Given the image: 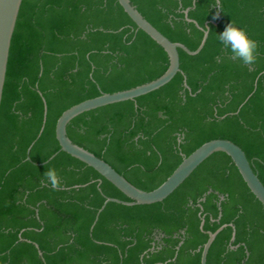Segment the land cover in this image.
Segmentation results:
<instances>
[{
    "label": "trees",
    "instance_id": "16d2710c",
    "mask_svg": "<svg viewBox=\"0 0 264 264\" xmlns=\"http://www.w3.org/2000/svg\"><path fill=\"white\" fill-rule=\"evenodd\" d=\"M130 2L172 42L194 51L208 24L207 40L196 55L178 49L181 71L161 88L73 118L69 139L144 191L203 143L229 140L264 186V0ZM231 22L258 44L251 66L217 38ZM167 67L117 0H22L0 104V264H199L207 232L223 225L206 264H264V206L225 153L162 202H108L97 214L107 198L131 200L60 150L55 125L65 110ZM48 168L59 190L44 178Z\"/></svg>",
    "mask_w": 264,
    "mask_h": 264
},
{
    "label": "water",
    "instance_id": "95a60500",
    "mask_svg": "<svg viewBox=\"0 0 264 264\" xmlns=\"http://www.w3.org/2000/svg\"><path fill=\"white\" fill-rule=\"evenodd\" d=\"M124 12L134 22L138 29L147 34L153 41H155L165 51L168 57V67L166 71L158 78L147 82L145 84L136 86L131 89L114 92L103 93L95 98L84 100L67 110H65L57 119L55 125V137L60 146V150L69 154L73 158L83 162L87 166L97 171L103 178L114 185L131 201H122L115 198H107L102 207L98 210L99 214L108 202H114L123 205H150L162 202L169 197L181 184L188 179V177L210 156L221 152L229 156L241 175L243 181L247 185L254 197L264 206V186L259 180L257 174L253 171L245 153L235 143L229 140L214 139L203 143L191 154L184 157L180 164L174 171L160 184L157 188L151 191L141 190L130 182H128L121 174L114 170L108 163L101 158L95 156L91 152L73 143L67 136L66 128L69 122L76 116L102 107L118 102L134 100L140 96L153 92L170 82L173 77L180 72L179 53L178 49L183 50L189 55L198 54L203 48L209 32L208 24L202 29L203 36L200 45L196 50L191 51L181 43L172 42L160 33L154 26H152L132 5L130 0H117ZM22 0H0V104L2 99V92L5 82L7 62L9 56V49L14 28L16 25L18 13L20 10ZM186 13V12H185ZM219 19V16H218ZM187 21L192 20L187 18ZM216 24V22H213ZM207 28V29H206ZM44 118L40 133L43 130L46 119V105L44 104ZM32 146V145H31ZM28 149V153L30 148ZM53 155L51 158H53ZM50 158V159H51ZM203 222L200 228L202 229ZM221 226L215 232H207L208 239L201 249L200 263L206 264L208 250L214 241L218 232L225 227ZM232 226V225H231ZM92 229V228H91ZM234 237V234H233ZM38 250V254L42 257V253L38 246L34 244ZM166 264V263H164Z\"/></svg>",
    "mask_w": 264,
    "mask_h": 264
},
{
    "label": "clouds",
    "instance_id": "9594fccd",
    "mask_svg": "<svg viewBox=\"0 0 264 264\" xmlns=\"http://www.w3.org/2000/svg\"><path fill=\"white\" fill-rule=\"evenodd\" d=\"M218 15L219 13H217V17ZM217 38L222 43L224 50H230V59L233 61H239L244 66H251L256 62L257 42L250 39L246 31L234 26L232 22L225 26L224 31L217 35ZM43 175L53 190L60 189V177L54 168H48Z\"/></svg>",
    "mask_w": 264,
    "mask_h": 264
}]
</instances>
